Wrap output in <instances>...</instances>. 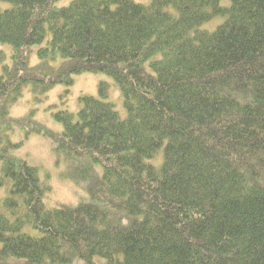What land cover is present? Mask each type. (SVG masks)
Wrapping results in <instances>:
<instances>
[{
    "label": "trees",
    "instance_id": "trees-1",
    "mask_svg": "<svg viewBox=\"0 0 264 264\" xmlns=\"http://www.w3.org/2000/svg\"><path fill=\"white\" fill-rule=\"evenodd\" d=\"M59 1L0 0V264H264V0ZM17 124L77 202L10 151Z\"/></svg>",
    "mask_w": 264,
    "mask_h": 264
},
{
    "label": "rangeland",
    "instance_id": "rangeland-1",
    "mask_svg": "<svg viewBox=\"0 0 264 264\" xmlns=\"http://www.w3.org/2000/svg\"><path fill=\"white\" fill-rule=\"evenodd\" d=\"M72 0H61L59 1V4L61 5H67ZM139 3L148 4L151 0H136ZM223 4H229L230 0H222ZM224 17L215 18L214 21L222 22ZM210 29L214 28L213 25H208ZM2 72V69L0 68V73ZM98 77H108L104 75L99 74H83L78 75L75 78V84L73 86V94H76V96H79L84 90L88 91L89 89L97 90L98 89ZM25 94L22 96L21 100H17L12 105L13 112L15 114H19V116H22L24 113H26L29 108L31 107V101L30 99L34 98V94L32 90L29 87H26L24 89ZM115 91V92H114ZM112 90L110 94L112 99L115 101V103L121 107L123 104V99L120 96V90ZM58 89L54 88L49 92L46 99L42 102L44 105H51V98L54 97L58 100ZM26 97V98H25ZM54 109V108H53ZM44 109L39 113L38 118L45 121L46 125H55V120L51 118L50 116V110L49 112L43 113ZM49 113V115H48ZM56 122H58L56 120ZM61 124L60 122H58ZM8 138L12 139L14 142H20L22 143L23 136L26 134V129L21 126L20 124L16 125V128L12 132H7ZM12 133V135H11ZM32 135L29 139L24 140L21 146L15 147L10 149L11 152H13L16 155H19L25 159H28L29 162L32 164L38 165L40 168H42L41 177L42 179L48 184L53 192L57 195L59 198H69V201L77 202L79 197H82L80 195V189L74 182L70 179H68L66 176L65 168L63 167L62 170L60 169V165L56 166L54 165V157L51 149V143L48 139V137L42 135L41 133L35 134L32 133ZM51 150V152H50ZM50 173V180H48V174ZM85 186V184H84ZM8 190H2L0 192L1 200L4 198ZM47 205L49 206H56L60 203L59 201H55L53 199L46 201ZM0 205L1 201H0ZM83 249H85V245L83 246ZM6 264H18L16 260H10L7 261ZM71 264H85L84 262L78 261V262H71Z\"/></svg>",
    "mask_w": 264,
    "mask_h": 264
}]
</instances>
